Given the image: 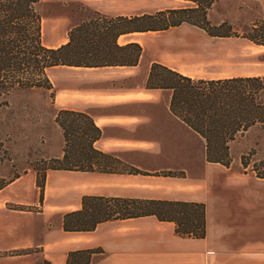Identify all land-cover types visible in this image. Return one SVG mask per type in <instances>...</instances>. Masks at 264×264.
Here are the masks:
<instances>
[{"label":"crops","instance_id":"crops-1","mask_svg":"<svg viewBox=\"0 0 264 264\" xmlns=\"http://www.w3.org/2000/svg\"><path fill=\"white\" fill-rule=\"evenodd\" d=\"M73 4L108 16L197 5L193 0H40L46 47L68 41L70 25L79 22L67 11ZM231 38L240 40L231 41L235 45L251 43L183 22L120 34L117 45L141 46L135 64L49 67L56 112L88 114L100 129L95 148L118 160L117 168L140 172L48 169L42 200L33 168L9 178L0 187V264H264V177L249 166L264 160V128L256 123L229 142L230 165L207 161L205 139L171 110L172 90L148 86L153 62L196 79L262 75L245 66L228 67L227 61L236 59L229 52L237 48L221 47V41ZM58 128L60 145L50 158L63 154ZM256 128L259 132L249 136ZM252 149L256 152L244 167L241 157ZM84 195L203 203L205 236H180L173 222L154 215L65 230L64 214L80 209ZM89 249L94 251L87 254Z\"/></svg>","mask_w":264,"mask_h":264},{"label":"trees","instance_id":"trees-1","mask_svg":"<svg viewBox=\"0 0 264 264\" xmlns=\"http://www.w3.org/2000/svg\"><path fill=\"white\" fill-rule=\"evenodd\" d=\"M193 1L197 4L194 7L133 16H108L91 11L83 20L70 25L66 43L53 48L42 43L40 0H0V97L19 88L52 90L47 69L55 65L135 64L142 53L141 46L116 44L120 34L133 31L164 30L187 22L212 36H237L264 46V17L252 21L238 33L226 21L210 24L206 13L215 0ZM148 86L172 90L171 110L205 139L207 161L230 165L229 142L250 126L264 123V76L196 79L153 62ZM54 120L64 138L63 154L42 160L43 167L33 168L40 200L48 169L140 172L134 167L117 168L118 160L95 148L100 129L88 114L61 109ZM241 162L246 167L249 159L243 155ZM252 168L264 177L258 172V164ZM145 215L173 222L180 236H205L203 203L98 195H84L80 209L64 214L63 228L88 231L106 220ZM93 251L89 249L86 253Z\"/></svg>","mask_w":264,"mask_h":264},{"label":"rangeland","instance_id":"rangeland-1","mask_svg":"<svg viewBox=\"0 0 264 264\" xmlns=\"http://www.w3.org/2000/svg\"><path fill=\"white\" fill-rule=\"evenodd\" d=\"M66 8L67 11L74 12L75 21H81L91 13L90 10L76 4L68 5ZM262 17L264 1L261 0H216L207 9L210 24L217 25L226 21L233 31L238 33H242L244 27ZM231 41L240 40L231 38L221 41V47L226 46L231 51L237 48L235 53L229 52L230 57L236 59L227 61L228 67L245 66L250 71L262 74L259 76H264V46L248 42L235 45ZM55 114L51 92L44 88L14 89L7 96L0 97V187L9 178L27 168L43 167L42 160L49 159V156L56 153L60 145V135L54 120ZM260 126L264 128V123H258V127ZM256 131L259 132V128L253 130L249 136ZM260 145L264 148V137ZM252 152L256 150L252 149L244 155L249 162ZM259 154L261 152L256 155ZM255 163L258 164V172L264 174V160L251 162L249 166L252 167ZM30 210L35 211V208L30 206Z\"/></svg>","mask_w":264,"mask_h":264}]
</instances>
